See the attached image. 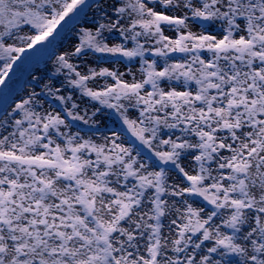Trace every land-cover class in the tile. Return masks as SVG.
Segmentation results:
<instances>
[{
    "label": "snow or ice",
    "instance_id": "obj_1",
    "mask_svg": "<svg viewBox=\"0 0 264 264\" xmlns=\"http://www.w3.org/2000/svg\"><path fill=\"white\" fill-rule=\"evenodd\" d=\"M0 86V264H264V0H0Z\"/></svg>",
    "mask_w": 264,
    "mask_h": 264
},
{
    "label": "rangeland",
    "instance_id": "obj_2",
    "mask_svg": "<svg viewBox=\"0 0 264 264\" xmlns=\"http://www.w3.org/2000/svg\"><path fill=\"white\" fill-rule=\"evenodd\" d=\"M67 36H71V39H72V33L71 32H69V34ZM59 39H61V38L57 39L56 44H57ZM61 50L62 49H55L56 52L57 51L59 52ZM53 59H54V56H53ZM47 60H49V59H47V58L42 59L39 63L34 64L32 66V68H39L40 69L41 66L44 65V62ZM51 68H52V65H50V68H48V69L46 68L45 70L50 71ZM28 71H31V69H22V70L18 71L17 75L13 78V80L9 82V84L11 85V88L13 90L12 91L13 97L15 96V94L19 93L21 90L29 88V85L25 82L26 80H28L30 78L28 76ZM40 71L42 72L41 69H40ZM44 72H46V71H44ZM0 87H2V86H0ZM105 120H106V124H107L108 128H110V129H119L122 127V124L120 123V121H119L118 117L115 115V113H112L111 115L107 116L105 118ZM127 138H128L129 143L133 144V146L136 147L138 150H140L142 152L147 151L146 149H143L142 146H140L138 144V142H135L134 138H132L130 135H128Z\"/></svg>",
    "mask_w": 264,
    "mask_h": 264
},
{
    "label": "bare ground",
    "instance_id": "obj_3",
    "mask_svg": "<svg viewBox=\"0 0 264 264\" xmlns=\"http://www.w3.org/2000/svg\"><path fill=\"white\" fill-rule=\"evenodd\" d=\"M69 34V33H68ZM67 34V35H68ZM72 39H71V36H67L66 38H62V39H59L58 40V42H57V47H56V49H62L63 50V48H65V47H67L68 46V44H69V42L71 41ZM61 50V51H62ZM58 52V51H57ZM50 65H52V61L49 59V60H47V61H45L44 62V65H42L41 66V70H42V72H44V71H48V70H45L46 68L48 69V68H50ZM108 127V126H107Z\"/></svg>",
    "mask_w": 264,
    "mask_h": 264
}]
</instances>
